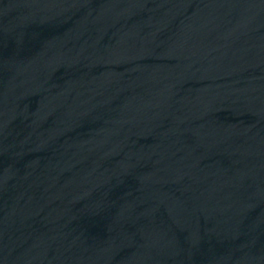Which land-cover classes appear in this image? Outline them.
Here are the masks:
<instances>
[{"label":"water","instance_id":"95a60500","mask_svg":"<svg viewBox=\"0 0 264 264\" xmlns=\"http://www.w3.org/2000/svg\"><path fill=\"white\" fill-rule=\"evenodd\" d=\"M0 264H264V0H0Z\"/></svg>","mask_w":264,"mask_h":264}]
</instances>
